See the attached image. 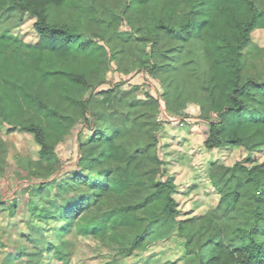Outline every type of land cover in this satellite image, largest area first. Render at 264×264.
<instances>
[{
	"label": "trees",
	"instance_id": "1",
	"mask_svg": "<svg viewBox=\"0 0 264 264\" xmlns=\"http://www.w3.org/2000/svg\"><path fill=\"white\" fill-rule=\"evenodd\" d=\"M87 1L0 0V124L31 133L50 166L55 146L75 123L85 122L92 131L79 145L84 172L36 190L53 189L57 205L51 216L62 221L60 231L75 230L122 255L177 232L197 264H264V170L253 159L264 150V80L242 77L249 59H264V46L247 50L251 33L264 31V9L254 0ZM24 13L35 17V42L2 29ZM117 19L130 30L116 31ZM149 43L162 53L179 51L164 64L170 70L160 71L166 75L165 105L173 99L183 108L199 93L193 102L206 113L204 147H242L247 153L231 167L214 165L210 181L219 201L197 217L179 218L176 185L162 178L158 100L130 96L120 85L97 91L108 84L109 63L133 49L145 57L135 68L148 72ZM191 47L200 50L204 72L197 73L202 63ZM188 65L193 76L173 82ZM159 67L153 63L150 69ZM93 104L100 109L92 111ZM54 253L60 262L65 258Z\"/></svg>",
	"mask_w": 264,
	"mask_h": 264
},
{
	"label": "rangeland",
	"instance_id": "2",
	"mask_svg": "<svg viewBox=\"0 0 264 264\" xmlns=\"http://www.w3.org/2000/svg\"><path fill=\"white\" fill-rule=\"evenodd\" d=\"M86 2L89 1L82 0V5ZM254 2L259 9H264V0ZM34 20L31 14H18L6 21L2 29L9 28L11 36L35 42ZM114 29L118 32L130 30L121 19L116 20ZM84 31L90 36L88 28ZM251 36V46L247 50L264 46L262 29L254 30ZM158 49L151 43L146 46V51H150L152 56L151 63L147 65L148 72L135 68V61L139 57L145 58L137 49H133V53L125 55L123 59L112 60L107 68L108 84L102 85L97 91L120 85L121 90L131 92L130 96L144 99L149 95L158 100L155 120L160 124L157 152L164 162L165 175L162 178H171L176 185L174 199L179 218L197 217L214 208L219 201V195L210 181L214 165L231 167L242 161L247 153L242 147L205 148L204 140L208 131L204 117L206 113L197 110L196 113L190 111L188 114L183 111L184 108L177 109L175 106L182 103L173 99L170 106L164 104L166 75L160 71L170 70L164 64L173 62L179 51L162 53ZM191 54L202 63L197 65V73L204 72L206 63L200 50L191 47ZM185 56L191 57L188 53ZM153 63L160 66L158 71L152 72L150 69ZM183 69L176 74L173 82L184 83L186 78L195 73L191 72L190 65ZM242 77L264 80V59H249L244 64ZM198 94L192 95L190 102L185 105L197 104L193 101ZM91 109L98 111L100 108L93 104ZM87 118L88 126H91L92 118ZM91 134L85 122L75 123L55 146V159L50 166L40 158L39 147L31 133L9 131L7 125L0 124V264H5L8 258H11V264H197L177 232L167 240L148 245L144 250L122 255L116 249L103 246L96 239L82 236L75 230L68 233L60 231L62 221L51 216L57 205L52 201L53 189L47 186L46 190L42 189L39 193L36 190L50 181L56 183L68 178L71 173L84 172L79 164V145L88 142ZM253 159L255 164H263L264 170V150L253 153ZM97 177L89 174L90 179ZM55 250L65 256L61 262Z\"/></svg>",
	"mask_w": 264,
	"mask_h": 264
},
{
	"label": "crops",
	"instance_id": "3",
	"mask_svg": "<svg viewBox=\"0 0 264 264\" xmlns=\"http://www.w3.org/2000/svg\"><path fill=\"white\" fill-rule=\"evenodd\" d=\"M164 104H165V102H164ZM183 108H184L183 111H186V113H188V114L190 113V111H193V112H195L197 110H200L201 111V106L198 103L195 104L194 106L192 104L191 105H184Z\"/></svg>",
	"mask_w": 264,
	"mask_h": 264
}]
</instances>
